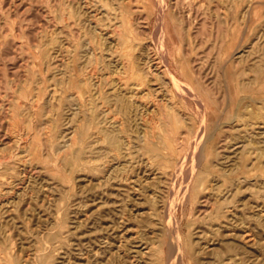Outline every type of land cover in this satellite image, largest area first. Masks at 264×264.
Instances as JSON below:
<instances>
[{
	"label": "rangeland",
	"instance_id": "374dc122",
	"mask_svg": "<svg viewBox=\"0 0 264 264\" xmlns=\"http://www.w3.org/2000/svg\"><path fill=\"white\" fill-rule=\"evenodd\" d=\"M130 240L264 264V0H0V264Z\"/></svg>",
	"mask_w": 264,
	"mask_h": 264
},
{
	"label": "bare ground",
	"instance_id": "6f19581e",
	"mask_svg": "<svg viewBox=\"0 0 264 264\" xmlns=\"http://www.w3.org/2000/svg\"><path fill=\"white\" fill-rule=\"evenodd\" d=\"M152 70V69H151ZM149 71H150V69H149ZM248 118V117H247ZM116 134V133H115ZM117 140V139H116ZM115 142V141H114ZM117 142V141H116ZM118 143H120V142H118ZM117 144V143H116ZM156 146V145H155ZM167 149V148H166ZM120 154V153H119ZM114 168V167H113ZM111 169V168H110ZM116 170V169H115ZM111 179H113V177H110ZM124 179V178H123ZM103 180H105V179H103ZM111 185V184H110ZM142 183H139V181L138 180H136V179H132L131 180V182H130V189H131V191H132V193H133V196H135L136 197V194L137 195H139L140 194V191L142 190ZM146 186L144 185V188H145ZM212 191V190H211ZM131 194V193H130ZM130 197V196H129ZM134 199V198H133ZM205 200V199H204ZM135 202V201H134ZM219 202V201H218ZM217 202V203H218ZM135 204H136V202H135ZM219 204V203H218ZM130 208V207H129ZM221 209H224V207H222ZM225 217V216H224ZM169 225H170V223H169ZM172 225V224H171ZM179 225H181V224H179ZM193 225H188L187 227H188V229H191V227H192ZM171 228V226H168V228ZM174 227V226H173ZM181 228V227H180ZM177 229V228H176ZM169 230V229H168ZM178 230V229H177ZM176 230V231H177ZM167 231V230H166ZM171 231V230H170ZM180 231V230H179ZM168 233V232H167ZM173 233V232H172ZM170 235V234H169ZM173 235V234H172ZM174 235H175V233H174ZM180 235V234H179ZM171 237H173V236H171ZM168 238V237H167ZM174 238V237H173ZM172 238V239H173ZM179 238V237H178ZM180 238H181V236H180ZM105 240V239H104ZM170 239H168V241H169ZM174 240V239H173ZM181 240V239H180ZM179 240V241H180ZM173 242L174 241H172V244H173ZM211 242H212V240H211ZM169 243H170V241H169ZM130 244H131V252H130V254H131V260H132V264H141L140 262H139V260H138V258L137 257H139L140 255H147V254H149V252H151V249H150V247L148 248V247H144L142 244H140V245H138L137 247H134V245H135V243L134 242H132L131 240H130ZM177 244V243H176ZM179 244L181 245V242H179ZM179 244H178V246H179ZM183 245H184V242L182 243ZM201 245V244H200ZM173 246V245H172ZM177 246V247H178ZM215 244H212V243H207L206 245H201V247L199 248V251H196L195 253H193L192 251H191V249H189V247H188V245H186V255H187V257L189 258V259H191V262L193 263L194 261H196V262H199V260L197 259V255L198 254H205V251H207V250H214L213 248H215ZM122 252V251H121ZM171 253H172V255L175 253V247L173 246L172 248H171ZM170 252H169V254H171ZM123 254V253H122ZM128 254V253H127ZM126 256V255H125ZM124 256V257H125ZM127 258V257H126ZM130 260V259H129ZM130 262V261H129Z\"/></svg>",
	"mask_w": 264,
	"mask_h": 264
}]
</instances>
